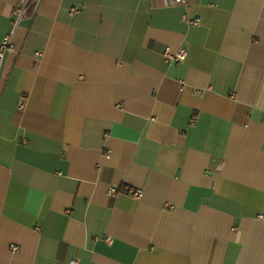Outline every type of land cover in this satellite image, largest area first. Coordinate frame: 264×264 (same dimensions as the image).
<instances>
[{
	"label": "crops",
	"instance_id": "0c3cea01",
	"mask_svg": "<svg viewBox=\"0 0 264 264\" xmlns=\"http://www.w3.org/2000/svg\"><path fill=\"white\" fill-rule=\"evenodd\" d=\"M22 1L0 264H264V0H41L15 25Z\"/></svg>",
	"mask_w": 264,
	"mask_h": 264
},
{
	"label": "built area",
	"instance_id": "2783aa9c",
	"mask_svg": "<svg viewBox=\"0 0 264 264\" xmlns=\"http://www.w3.org/2000/svg\"><path fill=\"white\" fill-rule=\"evenodd\" d=\"M40 2H41V0H23L21 3V6L16 11L15 25H17L19 23V21L26 15L28 8L30 6H33V10H36L38 8ZM170 2L173 5L182 6L185 9H187L189 7L187 0H170ZM183 21L185 23H188L189 25H192V26H198L201 23L200 17H196L194 19H191L187 13L183 16ZM12 37H13V35L7 36L4 39V41L0 44V70L4 64L7 52L13 48ZM167 56L174 63H180V62H184L186 60V58L188 56V52L186 49L181 48L176 55L171 56L170 54H168ZM117 191L118 190L115 187H111L109 189V193L111 195L116 194ZM129 193L136 199H141L143 197V192L140 190H133L132 189L129 191ZM261 218L263 219L264 217L261 216ZM13 250L17 251L18 247H14ZM70 264H77V262L72 261Z\"/></svg>",
	"mask_w": 264,
	"mask_h": 264
}]
</instances>
